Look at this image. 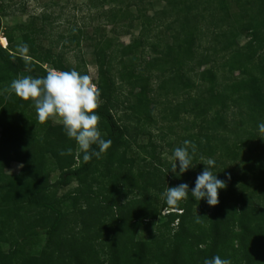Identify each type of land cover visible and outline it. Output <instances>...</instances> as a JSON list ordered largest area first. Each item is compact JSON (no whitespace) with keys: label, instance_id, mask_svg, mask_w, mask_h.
<instances>
[{"label":"trees","instance_id":"1","mask_svg":"<svg viewBox=\"0 0 264 264\" xmlns=\"http://www.w3.org/2000/svg\"><path fill=\"white\" fill-rule=\"evenodd\" d=\"M101 3L109 7L103 8L100 16L108 26L126 29L123 34L130 36L128 45L117 44L115 38L99 29L91 37L81 29H70L66 36L58 37L62 58L56 61L51 49L39 55V48L30 44V35L25 32L22 48L27 46L26 53L13 54L0 46V83L12 75L43 78L48 73L45 65L68 71L64 55L84 44L97 67L100 106L96 111L101 117L98 127L102 137L112 141L107 150L114 153L124 146L120 163L126 164L128 140L135 142L146 134V127L156 126L164 131L162 138L175 137L176 148L185 140L196 145L194 167L169 176L173 165L166 173L161 171L157 163L153 164L157 160L155 150L148 152V147H140L145 154L141 162H150L158 180L150 186L152 174H146L149 182L144 183V190L164 196L161 208L146 197L123 205L122 193L115 190L108 192L117 198L99 194L92 200L91 187L84 191L81 186L84 178L93 175L91 170L102 153L84 162L63 126L38 140L31 124L22 117L24 101L6 90L0 95V264H204L205 259L217 255L231 264H264V132L258 128L264 122V0ZM6 14L1 5L0 30L1 17ZM247 24L256 33L250 53L242 52L237 43L239 36L247 35ZM135 29L139 31L137 36L130 33ZM154 30L163 31L149 37ZM204 38L209 39V47L199 55ZM151 39L155 41L149 42ZM138 53L151 57L141 61L136 70L125 62ZM112 54L120 67L115 76L111 75ZM220 55L221 67L229 75L223 80V88L213 70ZM27 58L35 60L39 69L28 66ZM78 62L73 70L80 73L79 68H84L80 74L87 75L83 59ZM208 65L212 67L203 70ZM187 74L194 75L198 83L189 80ZM123 86L128 88L127 97L120 101L117 92ZM194 88L196 92L191 93ZM158 121L162 126H157ZM69 148L71 155L60 154ZM93 148L99 151L95 145ZM13 154L28 159L19 175L8 177L3 170ZM209 158L215 160L210 170L226 184L218 192L219 203L214 207L205 203L199 217L194 214V206L202 200H195L190 193L187 201L169 207L167 188L187 184L190 192ZM49 160L54 163L51 170L59 172L54 183L46 182L49 172L43 169ZM72 182L79 184L76 190L56 197ZM166 208L176 212L168 213L167 221L160 226L164 234L150 243H135L136 231ZM72 210L78 213L68 222L65 215L73 214ZM170 227L176 232L165 234ZM38 228L45 230L47 238L42 252L38 257H19L20 244L34 242ZM4 244L9 245L6 253L1 248Z\"/></svg>","mask_w":264,"mask_h":264},{"label":"rangeland","instance_id":"2","mask_svg":"<svg viewBox=\"0 0 264 264\" xmlns=\"http://www.w3.org/2000/svg\"><path fill=\"white\" fill-rule=\"evenodd\" d=\"M101 1L102 0H0V6L2 5L7 12L6 16L1 17L2 24L0 30V46L10 53H21L22 37L26 32L30 35V44L34 43L35 46L39 48V55H44L47 50L51 49L52 59L54 57L56 61H60V59L62 58V54L60 52L61 43L59 42L58 37L59 35L66 36L67 31L70 29H81V31L89 37L93 36L95 30L99 29L100 31H103V33L108 37L115 38L117 44L128 45L130 43V36L123 34V31H125L126 29L121 26H108L100 16V12L103 10V8L106 10L109 7L107 4L101 5ZM149 14L151 15L152 12H150ZM47 16L51 17L48 21H45L47 19ZM246 29L248 31L247 35L239 36V38L237 39V43L238 48L242 52L250 53L253 49L251 40L256 37V33L251 29V24H247ZM162 31L163 30H154L152 31V33H150L149 37L152 38L156 34H161ZM130 33L133 36H137L139 31L138 29H135ZM8 40H11V42ZM154 41V39L149 40V42ZM200 45L201 49L200 51H198L199 55H201L202 53L205 54V50L203 49L209 47V39L204 38L200 42ZM84 48L85 45L83 44L79 49L67 51V53L64 55L63 62L67 70L71 71L77 66V64L79 63L78 61H80V59H83L87 76L90 77L91 83H93L97 87L99 77L95 60L91 54L86 53V50ZM146 51H149V47L146 48ZM222 55L215 59L216 63L213 68L216 73L215 75H217V78L219 79L221 88L224 87L223 80L225 78H228L229 76L221 67ZM150 57L151 56H149L148 54H145L143 56L138 53L134 57L127 59L125 64L130 67L133 66L137 70L141 61H147L150 59ZM256 62L257 59L255 60V63ZM117 63V56L112 54L110 56V65L111 70L113 71L111 75L115 76V74L119 70L120 67ZM26 64L35 70L39 69V65L35 62V60L31 58L26 59ZM211 67V65H208L207 67L203 68V70L210 69ZM44 69H46L48 72L50 70H53V68L49 65H45ZM79 71L80 73H84V68H79ZM187 77L189 78V80L198 83L194 75L189 74ZM236 78H239V76H237ZM15 79H18V77H14L12 75L9 76V79L0 83V95H3L6 90H8L9 93H13L10 85L11 82ZM155 85H153L152 87L155 88ZM195 88L191 89L190 92H196ZM127 90L128 88H126L125 86H123L122 88L120 87V90H118L117 96L118 93H120V101L124 100L127 97ZM24 104L26 108L22 117L27 123L31 124L33 134L38 140L42 139V137L45 136L48 131H53V129H55L56 127L63 126L62 121L59 117L54 120L50 119L45 123H41L37 118L35 108L32 106L31 102L24 101ZM123 122L125 124L131 125L125 121ZM160 125L162 126L161 123H159V125L157 126L159 127ZM129 127L132 128L134 126L132 125ZM1 131L2 128L0 127V138ZM129 131L133 135V130ZM144 131L146 132V134H144L143 137L138 136L135 142L131 138L130 140H128L129 150L126 153V158L128 161L126 164L125 162L123 163V161L120 163V157L122 155V152L125 150L124 146L119 148L114 153L106 150L101 154V157L98 160L97 164H95V166L91 170V174L93 175H88V177L84 178L83 184L81 186V189H83L84 191H88L91 187L92 192L90 197L92 200L99 194L106 195V197L109 198H117V196L111 195L108 192V190H115L122 193L120 202L123 205H129L134 201H143V199L146 197L147 199H150V202L152 204L159 203V207L161 208V205L165 200L164 196L158 197V194H153L152 192L150 193L144 190V183L149 182V178L146 177L148 175L146 174L154 173V168L153 166L149 165L150 162H141V160L145 157V154L139 148L146 146L148 147L146 149V151L148 152L154 149L157 155V160L153 164L156 165L157 163L161 168L160 170L166 173L167 167H170L174 163V161H172L170 157L172 156L176 148L177 141L173 136H166L162 138L161 134L164 131L162 132V130H158L156 126L146 127ZM126 137H128V135ZM126 137L125 139H127ZM171 143L172 146L169 147L168 145ZM76 153H80L77 145ZM27 159L28 157L26 155L13 154L10 158L9 164L4 167L5 169L3 170V175L8 177L19 175ZM132 159H135L134 163L131 162ZM53 168L54 163L49 160V162L43 168L45 169L44 171L47 172L46 169H48L49 172L47 174L46 182L54 183L57 181L59 172L51 170ZM176 174H181L179 168H176V171L172 169L169 176ZM196 178L194 180V185ZM156 181H158L157 178H155L153 174L150 175V186L151 183H156ZM78 186L79 184L77 182H72V184H70L67 188L60 190L56 194V197L60 198L63 195L76 190ZM205 203L206 201L204 200L200 202L202 208L200 204L195 205L194 214L200 215L203 212ZM200 209L202 210L200 211ZM170 212L176 211L169 208L162 209L159 216L155 220H150L147 224L141 226L136 231V234L134 236L135 243L139 245H142L143 243H150L155 236L164 234V230H161L159 228L167 221L166 217ZM75 213L78 212L73 211V214L69 212V214L65 215L68 222L73 221V218L76 217V215H74ZM33 216L34 214L32 215V217ZM105 219L106 221H109L110 217ZM35 231L39 233L38 238H36V240H34V242L30 243L29 245L20 244L21 247L17 250L19 257H38L42 252L43 247L47 241L45 230L42 228H38ZM175 232L176 231H172V227H170V230L165 231V234L170 233V235H173ZM1 248L2 251L6 253L9 250V245L4 244L1 246ZM100 255L102 256H99V259L103 260V254ZM102 264L105 263H103L102 261Z\"/></svg>","mask_w":264,"mask_h":264},{"label":"clouds","instance_id":"3","mask_svg":"<svg viewBox=\"0 0 264 264\" xmlns=\"http://www.w3.org/2000/svg\"><path fill=\"white\" fill-rule=\"evenodd\" d=\"M21 51L26 53L27 46L25 45ZM10 88L21 100L31 102L41 123L59 117L66 136L75 141L84 162L90 161L93 157L99 158L101 153L110 148L111 139H104L98 127L101 117L96 110L100 106V91L91 83L89 76L81 75L76 70L53 69L43 78L23 76L15 79L11 82ZM258 128L260 132H264V122L260 123ZM94 145L99 151L93 148ZM195 153L196 145L185 140L183 146L177 147L170 157L174 161V171L177 162L181 174L193 168ZM60 154L71 155L72 149L69 148ZM214 167L215 160L207 159L204 170L197 176L190 192L187 184L167 188L165 194L167 205L178 207L180 202L188 200L190 193L195 200H204L210 207L216 206L219 203L218 192L225 189L226 184L210 170ZM204 264H231V261L217 255L205 259Z\"/></svg>","mask_w":264,"mask_h":264}]
</instances>
